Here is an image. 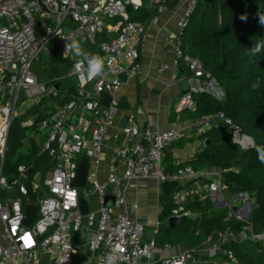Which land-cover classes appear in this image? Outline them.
Here are the masks:
<instances>
[{"label": "built area", "instance_id": "2783aa9c", "mask_svg": "<svg viewBox=\"0 0 264 264\" xmlns=\"http://www.w3.org/2000/svg\"><path fill=\"white\" fill-rule=\"evenodd\" d=\"M197 2L185 1L176 23L178 33L164 39L165 52L173 56L174 66L182 65L183 79L188 84V91L176 101V111L193 108V94L210 92L215 82L207 79L198 58L184 54L180 38ZM166 3L167 0H148L154 13L148 22L141 23L131 20L130 15L141 5L140 0H0V264H40L41 255L49 257L51 264H72L78 249L74 241L77 230L88 234L80 264H107L110 253L117 257L115 264H137L141 259H153L155 264H232L235 259L231 250L223 246L225 243L249 240L264 246V231L254 232L248 221L252 195L240 192L232 196L233 201L227 199L221 171L196 170L190 165L174 172L165 170V152L172 144L190 136L185 129L172 126L152 130L126 124L117 134L127 140L114 148L106 177L100 179L89 173L90 167L94 171L101 163L105 136L120 112L116 93L123 82L119 76L126 72L127 79H133L139 71L148 28L165 11ZM69 25L70 30L65 31L64 27ZM105 29L109 32L107 37L98 39ZM72 39L97 46L105 59L104 72L89 81L87 62L80 68L74 63L68 74L75 83L71 95L52 106L39 120L29 117L21 123L35 129L40 138L39 152L51 158L52 166L33 175L32 168L25 176L30 166L19 164L14 177L8 179L2 174V167L12 121L38 105L44 96L57 94L56 87L38 80L31 65L46 51L49 56L53 53L65 56V45ZM52 42L54 51L50 48ZM102 91L113 96L109 107L101 103ZM219 122L230 126L232 141L240 149L254 146L253 138L243 133L223 111L198 117L194 133L201 135ZM83 156L89 161L86 186L76 188L72 181ZM30 176L36 196L34 182H41L44 188L43 195H38L34 202L24 181ZM200 178H206L204 184L198 181ZM135 179L156 181L160 185L177 182L178 189L171 191L174 207L170 216L192 217L184 204L188 194L195 193L200 198H209L218 208H227V218L243 222V229L237 235L229 230L219 231L215 239H207V260H201L194 251L166 254L171 246H160L153 238H145L144 225L128 214L131 208H137L136 204H130L127 190L129 182ZM192 180L195 181L191 188H180ZM14 188V195L2 194ZM90 190L96 194L95 210L86 198ZM80 194L87 199L86 215L79 210ZM108 196H113L112 205H105ZM31 204L35 205V212L31 223L26 225L25 209ZM26 236L30 237V246L26 245ZM218 254L225 258L211 260Z\"/></svg>", "mask_w": 264, "mask_h": 264}, {"label": "trees", "instance_id": "16d2710c", "mask_svg": "<svg viewBox=\"0 0 264 264\" xmlns=\"http://www.w3.org/2000/svg\"><path fill=\"white\" fill-rule=\"evenodd\" d=\"M147 2L148 0H141V5L130 13L131 20L148 22L154 9ZM258 12L264 13V0H198L180 33L184 54L200 60L208 74L207 79H214L222 96L219 98L211 92L195 93L194 107L183 108L179 113L188 111V118H196L223 111L240 126L243 133L253 138L254 146L240 149L232 141L230 126L219 122L197 136L203 144L188 160L173 163L171 156L166 154L163 158L165 170L170 172L185 165L196 170L219 168L226 193L245 192L252 195L248 221L254 232L264 231V163L258 160L256 151L257 146H264V49L254 57L248 54V50L257 41H264V27L258 23ZM241 15L247 16L246 22L239 19ZM108 33L105 29L98 35V39L106 38ZM80 42L85 51L102 56L97 46ZM50 48L54 51L53 46ZM76 59L78 58H74L72 54L63 56L53 53L45 63L35 66L34 73L38 80L56 87L57 94L44 96L38 105L29 109L28 117L39 120L50 109V100L54 106L71 95L75 83L68 74ZM253 84L257 87L254 88ZM23 117V114L15 117L8 131L2 167V174L8 179L13 178L19 164L31 166L32 175L52 166L51 158L46 153H40L39 145L34 143L23 156L15 161L11 160L14 150L21 148L26 139L25 130L29 127L21 123L28 117L25 120ZM31 176L24 181L28 187V196L34 202L44 192L37 191L36 196ZM15 193L16 188L2 192L10 195ZM160 199L163 206L159 220L165 221L174 207L172 193L161 195ZM184 207L193 216L180 224L158 229L154 236L157 245L169 244L173 247L186 242L199 246L207 239H215L219 231L229 230L237 235L243 229V222L233 217L227 218V208H216L209 198L188 194ZM74 241L80 243L79 230L74 233ZM223 246L231 250L237 264H264V246L259 242L231 240ZM79 256L80 259L83 257L79 252L75 253L73 260H77Z\"/></svg>", "mask_w": 264, "mask_h": 264}, {"label": "crops", "instance_id": "0c3cea01", "mask_svg": "<svg viewBox=\"0 0 264 264\" xmlns=\"http://www.w3.org/2000/svg\"><path fill=\"white\" fill-rule=\"evenodd\" d=\"M141 1V0H140ZM186 0H168L165 11L159 16L158 20L148 28L147 45L140 54V69L133 79H126L116 93V98L125 97L130 105V110L120 111L115 124L109 128L103 145L102 161L96 168L89 169L90 175H96L104 179L108 172V166L115 147H119L126 142L124 135L117 134L121 117L127 116V124L138 125L142 128L152 130H166L172 126L185 129L190 136L172 144L165 154L171 156L173 163L184 162L202 146V141L194 133L196 118H188V111H176L175 104L177 99L183 94L182 80L184 69L182 65L174 66L173 56L164 50V39L167 36L178 33L176 23L180 18L185 7ZM148 3V2H147ZM171 5V7L169 6ZM220 90V88H219ZM220 90V96H222ZM120 166V164H119ZM121 167L118 171H121ZM203 171H221L216 167H207ZM195 181V180H194ZM185 184V188H191L193 182ZM202 184L206 178L198 179ZM181 186V185H180ZM130 204H136V209H130V217L137 219L144 225V237L154 239L158 229L164 227L167 223L159 220V214L162 210L160 196L163 195L160 184L156 181L135 179L129 182L127 186ZM194 196L195 193H189ZM197 196V195H196ZM86 198L92 201L91 209H97L96 194L90 190ZM90 203V202H89ZM88 240L87 231H81L80 243L77 252L83 255V249ZM209 243L196 246L186 242H181L169 249L166 254H178L184 251H194L201 260L208 258ZM76 252V253H77ZM43 264H51L49 257L41 255ZM137 264H155L153 259H141ZM232 264H237L236 260Z\"/></svg>", "mask_w": 264, "mask_h": 264}, {"label": "water", "instance_id": "95a60500", "mask_svg": "<svg viewBox=\"0 0 264 264\" xmlns=\"http://www.w3.org/2000/svg\"><path fill=\"white\" fill-rule=\"evenodd\" d=\"M177 2V0H173V2ZM171 7V5H169ZM71 28V26H66L64 27L65 31H69ZM180 70H183V68H181ZM120 79L122 82L126 81L127 79V75L126 72H122L120 74ZM214 81V79H212ZM182 92H186L188 91V84L186 82V80H182ZM101 103L104 107H109L113 96L111 94H109L106 91H102L101 93ZM117 108L121 111H128L130 110V105L127 102V99L125 97H121L118 102H117ZM128 122V118L127 116H123L120 119L119 122V127H124ZM207 143V141H205V144ZM88 169H89V161L86 157H82L78 163L77 168L75 169V176L73 178L72 181V185L76 188H81L86 186V181H87V174H88ZM32 170V167L30 166L26 172H25V176L29 175L30 172ZM161 187V191L163 195H169L171 193V191L178 189V184L176 181H166L161 183L160 185ZM78 202H79V210L81 212L82 215H86L89 212V207H88V203H87V199H85V197L80 194L79 198H78ZM113 203V196H108L105 200V205H112ZM249 208L251 207V205L248 206ZM34 212H35V205L31 204V205H27L26 209H25V218H24V223L26 225H29L31 223V220L34 216ZM249 212H247L248 214ZM188 219V217L182 216V217H176V216H169L167 218V223L165 226H173L176 224H180L184 221H186Z\"/></svg>", "mask_w": 264, "mask_h": 264}, {"label": "clouds", "instance_id": "9594fccd", "mask_svg": "<svg viewBox=\"0 0 264 264\" xmlns=\"http://www.w3.org/2000/svg\"><path fill=\"white\" fill-rule=\"evenodd\" d=\"M258 23L264 27V13L258 12ZM241 21L246 22L247 16L241 15L239 17ZM56 35L60 36L59 33ZM62 39H65L63 36H60ZM264 49V41H257L251 49L248 50V54L250 56H256L261 50ZM71 53L74 58L76 59V67L80 68L85 62H87V70H86V79L91 81L96 77L100 76L104 72L105 68V59L97 54H92L85 51L82 46L81 42L75 39H72L71 42H67L65 45V56ZM253 87H257V85L253 84ZM257 158L261 163H264V146H257ZM116 255L110 253L107 255L106 260L107 264H115Z\"/></svg>", "mask_w": 264, "mask_h": 264}, {"label": "rangeland", "instance_id": "374dc122", "mask_svg": "<svg viewBox=\"0 0 264 264\" xmlns=\"http://www.w3.org/2000/svg\"><path fill=\"white\" fill-rule=\"evenodd\" d=\"M147 5H148V3H147ZM54 45H55L54 42H52L51 43V46H54ZM47 58H49L48 51H46V52H44V53L41 54V59L40 60L34 61L32 63V65H31L32 71L35 72V66H37L39 63L40 64H42L43 62L45 63V61H46ZM212 86H213V88H211V91L210 92L213 93L216 96H220V90H219L218 85L215 82H213ZM20 98L22 99V95H21ZM27 105H28V103L25 104V110L28 109V108H26ZM49 106L51 108V106H52V100H50L48 102V107ZM28 113H29V109L23 114L24 115L23 120H25L28 117L27 116ZM29 117H32V116H29ZM25 138L26 139L24 141L23 146L21 148L18 147V148H16L14 150V153L11 156V160L12 161H15L19 156H23L25 154V152H26V149L29 150V148L32 147V144L33 143L36 144V145H38L40 143V138L37 136V132L35 131V129L27 128L25 130ZM27 147H29V148H27ZM0 160H1V154H0ZM224 185H225V183H224ZM33 187H36L35 189H37V191H39L41 193L44 192V188H43L41 182H34ZM225 189H226V185H225L224 191H225ZM225 194H226L227 199H229L231 201H233L232 196L237 195L236 193H234V194H228V193H226V191H225ZM89 202H90L89 203L90 206H92V201L89 200ZM216 208H218V207H216ZM220 208H225V207H220ZM80 257L81 256H79V258H77V260H73V263L72 264H80L81 263V260H82V258L80 259ZM221 257L222 258H225L223 255L218 254V255L212 257L211 260L219 261V260H221ZM42 260L43 259L41 257L40 260H39V263L40 264H43Z\"/></svg>", "mask_w": 264, "mask_h": 264}, {"label": "snow or ice", "instance_id": "6c2138e0", "mask_svg": "<svg viewBox=\"0 0 264 264\" xmlns=\"http://www.w3.org/2000/svg\"><path fill=\"white\" fill-rule=\"evenodd\" d=\"M24 239H25L26 245L30 246V244H31L30 237L26 236Z\"/></svg>", "mask_w": 264, "mask_h": 264}]
</instances>
